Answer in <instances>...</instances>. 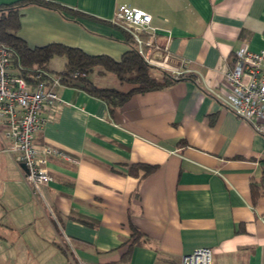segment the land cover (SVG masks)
I'll return each mask as SVG.
<instances>
[{"label": "crops", "instance_id": "crops-1", "mask_svg": "<svg viewBox=\"0 0 264 264\" xmlns=\"http://www.w3.org/2000/svg\"><path fill=\"white\" fill-rule=\"evenodd\" d=\"M51 1L78 15L24 6L17 34L29 47L60 43L118 60L128 45L113 19L126 5L151 15L154 57L194 80L114 109L56 86L61 104L34 140L65 156L48 158L41 194L7 151L0 118V231H21L0 234V257L11 263L17 245L55 235L71 248L60 264H181L199 247L212 250V264H264V136L223 100L238 49H264V0ZM132 164L152 169L130 175Z\"/></svg>", "mask_w": 264, "mask_h": 264}, {"label": "built area", "instance_id": "built-area-1", "mask_svg": "<svg viewBox=\"0 0 264 264\" xmlns=\"http://www.w3.org/2000/svg\"><path fill=\"white\" fill-rule=\"evenodd\" d=\"M151 15L126 5L116 10L113 24L132 40L137 53L150 66L163 67L154 57L161 47L156 41L157 28ZM13 52L0 43V118L4 123L7 151L22 169L26 184L33 194H41L51 180L46 163L50 156L65 155L52 146L38 144L34 135L61 104L54 91L63 83L60 76L37 69L29 78L13 65ZM77 73H73L76 76ZM178 75V74H177ZM224 103L253 130L264 136V49L251 51L242 46L235 53L233 64L224 72ZM65 85V84H64ZM212 250L199 247L184 255L181 264H212ZM80 264H84L81 262Z\"/></svg>", "mask_w": 264, "mask_h": 264}, {"label": "trees", "instance_id": "trees-1", "mask_svg": "<svg viewBox=\"0 0 264 264\" xmlns=\"http://www.w3.org/2000/svg\"><path fill=\"white\" fill-rule=\"evenodd\" d=\"M31 4L58 12L64 11L74 17L78 15L71 8L51 0H19L0 4V43L12 50L13 65L24 77L29 78L30 74L34 75L37 69L56 74L60 76L63 84L85 90L105 101L111 109L120 107L133 94L167 88L182 79L194 80L192 74H180L172 77L169 73L160 71L159 76L154 75L152 73L153 67L145 63L137 53L130 37L124 32L122 33H124V41L128 45V50L118 60L106 54H89L80 48L60 43H50L31 48L17 34L20 25V9ZM55 56H63L65 59L64 68L59 72H52L48 68L50 60ZM93 68H99L100 74L112 72L119 82L131 83L132 86L126 91L110 87H98L88 78V73ZM73 73H77V75L73 76ZM140 169L148 173L152 166L132 164L128 168V173L137 176Z\"/></svg>", "mask_w": 264, "mask_h": 264}, {"label": "rangeland", "instance_id": "rangeland-1", "mask_svg": "<svg viewBox=\"0 0 264 264\" xmlns=\"http://www.w3.org/2000/svg\"><path fill=\"white\" fill-rule=\"evenodd\" d=\"M64 63H65V59L63 56H55L50 60V62L48 64V68L51 69V71L58 72V71L63 69ZM152 67H153L152 73L156 76L160 75V71H164L166 73H169L171 76L174 75V77L177 76V74L174 70L172 71L170 68H167L165 66H163V67L152 66ZM178 75H180V74H178ZM88 78H90L91 80L96 82V85H98V86H101L103 84H105L103 86H111L110 84H112V82H115L116 87H113V88H116V89L122 90V91H126L132 86L131 83L119 82L118 79L116 78L115 74L112 72H106L104 74H100L99 68H93V70H91L88 73ZM46 214H47V212H46ZM19 232H21V231L4 230V231H0V234L5 235V236L7 235L8 237H13L12 234H18ZM8 242L13 243V240H8ZM39 244H40V246L35 245L32 247L21 246V245L18 246L17 245V248L19 247L18 248L19 255H18V251H17L16 253L18 256L17 255L15 256V260L11 263H6L5 259L0 257V264H60L58 262L59 259L64 260V258H67L69 260L68 253L71 252V248L67 242L62 241V239L60 240L57 236H55V235L49 236V239H47V242H45V240H41ZM14 250H16V248H14ZM32 254L35 256V260L28 262L27 259H28V257H32ZM51 255H53V256H51ZM56 256H58L59 259L58 258L55 259ZM38 257H39V259H37ZM51 259L53 261H51ZM2 260H4V261H2Z\"/></svg>", "mask_w": 264, "mask_h": 264}, {"label": "water", "instance_id": "water-1", "mask_svg": "<svg viewBox=\"0 0 264 264\" xmlns=\"http://www.w3.org/2000/svg\"><path fill=\"white\" fill-rule=\"evenodd\" d=\"M21 168H22L23 170H25V166H24L23 164H21Z\"/></svg>", "mask_w": 264, "mask_h": 264}]
</instances>
